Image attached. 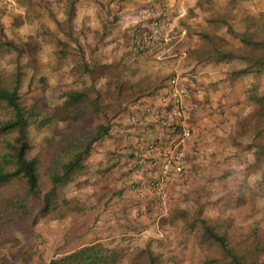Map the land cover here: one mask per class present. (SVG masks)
I'll return each instance as SVG.
<instances>
[{"label":"rangeland","instance_id":"374dc122","mask_svg":"<svg viewBox=\"0 0 264 264\" xmlns=\"http://www.w3.org/2000/svg\"><path fill=\"white\" fill-rule=\"evenodd\" d=\"M66 1L27 0V6H18L13 0L0 2V42L4 39L12 41L17 48L16 51L0 53V83L11 87L17 76L18 94L27 109L36 106L39 113L53 114L62 94L79 87L77 66L90 63L93 50L106 58H115L125 68L126 81H134L144 74L176 76L169 71L166 61H157L151 57L152 54L139 56L135 46L128 43L127 37L134 31L133 28L146 20L137 13L138 8L123 10L120 3L116 9L107 8L103 10L107 17L111 13L121 17L131 11L130 17L134 15L140 19L102 20L99 26L93 16L80 20L88 10L78 5L70 9L74 13L72 20L71 13L70 20H49L50 11L58 17L66 15ZM195 7L198 8L196 13H189L192 20H209L215 16L216 8L210 3ZM135 11L137 14H134ZM244 12L251 16H263L264 0H241L239 7L223 15L225 20L232 22L235 32L257 38L260 33L256 27L247 29L243 23L235 21L240 20ZM56 22H59L58 25ZM224 29L220 28L212 34L217 43L223 42L221 36L227 33ZM118 39L123 40L119 42ZM235 49L241 54L251 51L248 46L235 45ZM144 53L150 52L144 50ZM156 61L160 64H155ZM250 80L264 90V70L261 74L244 75L240 83L250 88ZM107 102L108 95L104 93L100 104ZM246 107L250 114L251 108L247 104ZM125 114L111 121L109 135L94 145L75 180L59 185V191L80 210L68 212L62 218H55L53 214L40 217L29 229L25 223L7 228L0 225V264H49L51 259L99 241L112 242L130 250L141 249L151 243L152 251L160 254L166 264L168 261L173 264H198L209 252L200 248L192 235L181 230L182 222L162 223L169 213L176 210L187 211L190 216L200 210L209 221L217 220L228 227L231 241L247 258L254 253L257 243L264 245V199L258 198L259 190L252 192L242 184L248 166L243 163H253L254 149H247L246 142L236 145L237 154L223 156L205 182L192 183L183 191L177 190L170 196L147 201V194L141 197L128 192L125 161L111 158L113 147L124 140L116 130L120 128ZM9 115L0 104V119ZM64 127V124L57 123L53 128V146L61 144L60 132ZM31 133L36 140L34 146H37L44 133H39L34 125L31 126ZM260 173L264 174V163L258 175ZM249 176L252 178L254 174ZM40 182L42 195L49 189L50 183L42 175ZM36 200L37 196L32 206ZM34 212L35 209L33 215ZM253 225L254 233L251 231ZM256 258L263 263L264 251L256 252Z\"/></svg>","mask_w":264,"mask_h":264},{"label":"trees","instance_id":"16d2710c","mask_svg":"<svg viewBox=\"0 0 264 264\" xmlns=\"http://www.w3.org/2000/svg\"><path fill=\"white\" fill-rule=\"evenodd\" d=\"M240 1L212 3L216 8L215 16L208 18L207 27L197 33L199 46L188 55V60L199 63L245 60L249 64L235 71L234 75L262 73L264 15L251 16L244 12L240 20H235L247 29L256 27L260 33L257 38L235 32L232 22L223 18L228 10L239 7ZM197 4L202 6L204 2ZM220 28H225L227 33L221 36L223 42L217 43L212 34ZM234 44L248 46L251 51L237 54ZM6 50L16 51L17 48L12 41L4 39L0 42V53ZM77 68L79 87L64 92L55 112L48 115L37 112L36 106L27 109L22 105L17 76L11 87L0 83V104L10 113L9 117L0 119V225L4 228L25 223L29 229L40 217L53 214L55 218H62L68 212L80 210L59 191V185L75 180L94 145L109 135L113 119L127 112L141 98L153 95L165 80L164 77L145 76L137 81H126L125 68L115 58H106L94 50L90 63L84 62ZM104 93L108 95V102L101 105ZM245 99L251 113L237 120L234 137L237 145L246 142L247 149H254V161L247 166L242 184L252 192L259 190L258 198L264 199V174L258 175L264 163V90L252 86L247 89ZM57 123L65 125L60 132L59 147L53 146V128ZM32 125L39 133H44L37 146H34L36 140L31 133ZM248 173H253L254 178H250ZM41 175L50 183L42 195ZM36 196V203L32 206ZM177 221L182 222L184 233L192 235L197 245L209 252L198 264H264L256 258V252L264 251V245H255L254 258L252 254L245 257L238 251V245L231 241L229 228L217 220L209 221L200 210L191 216L184 210L173 211L162 223ZM254 229L253 225L251 231ZM49 264L166 263L160 254L152 251L151 243L141 249L130 250L112 242L99 241L51 259ZM167 264L173 262L168 261Z\"/></svg>","mask_w":264,"mask_h":264},{"label":"crops","instance_id":"0c3cea01","mask_svg":"<svg viewBox=\"0 0 264 264\" xmlns=\"http://www.w3.org/2000/svg\"><path fill=\"white\" fill-rule=\"evenodd\" d=\"M13 1L18 6H27V0ZM200 1L204 3L211 1L212 4L224 0H67L68 11L65 16L58 17L53 11L48 13L49 20H70L71 13L72 20L74 13L70 9H75L78 5L88 10L81 15L80 20L93 16L94 20H98V26L101 25L102 20L140 19L134 15L130 17L131 11L123 13V17L113 16V13L108 17L105 16L103 10L116 9L120 3L123 10L138 8V12L135 11L134 14L138 13L142 19L146 18L143 20L144 23L137 24L133 28L134 31L127 37L128 43L132 46L136 45L139 56L152 54L151 57L157 61H166L169 71L187 85L189 103L194 106L186 120V125L191 129L192 134L183 149L185 173L183 176L171 175L168 178L163 197L170 196L177 190L183 191L192 183L200 184L203 180L205 182L223 156H235V153L237 154L235 124L240 117L249 115L245 99L248 86L240 83L244 75L233 74L245 68L248 62L232 60L199 63L187 59L188 55L199 46L197 33L207 27V20H192V16L190 17L196 13L198 8L195 6ZM37 20H40V17H37ZM157 25L160 27L158 42L157 40L149 42V34L153 26ZM122 40L118 39L119 42ZM166 41L170 42L163 43ZM144 50L150 53H144ZM237 54L241 53L237 52ZM157 61L155 64H160ZM254 74L250 73L246 76ZM145 76L151 78L159 76L164 77L165 80L153 95L141 98L128 108L120 121V128L116 130L124 140L120 145L113 147L114 152L111 156L112 160L123 159L126 163L128 178L125 185H128L129 193H134L132 188L138 189L139 184L148 177L150 170L158 168L156 161L144 160L143 154H149V149L153 146L167 144L162 137V130L153 121L151 110L160 105L159 98L166 92L165 85L171 74H144L134 81ZM250 82L255 86L254 82L251 80ZM251 85L249 87H252ZM160 139L163 142L158 141ZM243 164L249 165L250 162ZM145 194L147 201H150V198L153 200L157 198L153 191H145Z\"/></svg>","mask_w":264,"mask_h":264},{"label":"built area","instance_id":"2783aa9c","mask_svg":"<svg viewBox=\"0 0 264 264\" xmlns=\"http://www.w3.org/2000/svg\"><path fill=\"white\" fill-rule=\"evenodd\" d=\"M160 35V27L153 26L148 40L153 41ZM166 92L160 96V105L151 110L153 121L162 130L167 144L153 146L149 154H143L147 161L157 162L158 168L150 170L148 177L139 184L134 193L143 197L145 191H153L162 198L164 186L171 175L183 176L185 173L183 149L191 138V129L186 125L188 114L194 106L189 103L188 87L177 76H171L165 85ZM163 142V140H158ZM194 174V172H191ZM196 175V173L194 174Z\"/></svg>","mask_w":264,"mask_h":264}]
</instances>
